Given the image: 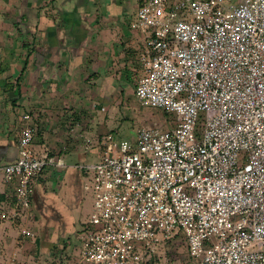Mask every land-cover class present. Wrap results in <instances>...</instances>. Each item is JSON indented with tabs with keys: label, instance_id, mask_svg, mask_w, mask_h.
<instances>
[{
	"label": "built area",
	"instance_id": "built-area-1",
	"mask_svg": "<svg viewBox=\"0 0 264 264\" xmlns=\"http://www.w3.org/2000/svg\"><path fill=\"white\" fill-rule=\"evenodd\" d=\"M130 26L142 41L135 96L176 119L129 139L73 129L97 155L77 165L94 195L77 264H151L175 240L194 264H264V0H142ZM22 120L16 159L0 164L14 185L0 221L34 238L22 221L43 172L65 162Z\"/></svg>",
	"mask_w": 264,
	"mask_h": 264
},
{
	"label": "crops",
	"instance_id": "crops-1",
	"mask_svg": "<svg viewBox=\"0 0 264 264\" xmlns=\"http://www.w3.org/2000/svg\"><path fill=\"white\" fill-rule=\"evenodd\" d=\"M45 1L49 0H0V164L17 157L16 143L24 126L22 116L25 113H30L33 124L40 128L35 146L48 148L54 161L60 158L65 162V166L50 165L41 176L32 204L37 211L45 209L48 198L53 203H70L74 199V190L80 188L84 180V171L77 167L78 164L68 165L65 161L67 158L72 160L74 153L80 161L84 154H88L78 147L75 132L67 129L68 124L65 123L67 115L80 109H70L66 97L69 93H66L65 87L70 85L67 71L71 68L70 64L77 62L79 72L81 69L86 71V68L91 72L87 61L93 60L91 66L94 71L86 73L85 79L96 78L102 65L95 59L98 47L103 48L102 42L99 43L98 37L94 36L86 44L79 45L76 51L74 43L77 34L73 37L70 34L82 31V28L87 30L88 26L100 27L96 23L97 12L87 11V0H52L48 2V7L40 8ZM105 14L108 16L109 12L105 10ZM117 20L111 18L108 24H115L119 22ZM127 32L130 39L127 45L137 52L136 59L140 63L138 57L142 41H137ZM112 40L118 44L117 40ZM116 45L107 43L104 46V54L111 55L106 63L107 70L113 69L112 58L118 57L119 48ZM141 67L144 74L142 64ZM90 116L86 119L87 128L94 130L93 133L110 131L108 119L103 121L97 114ZM50 185L56 186V189L47 190ZM13 186L0 182V203L6 205L13 201Z\"/></svg>",
	"mask_w": 264,
	"mask_h": 264
},
{
	"label": "rangeland",
	"instance_id": "rangeland-1",
	"mask_svg": "<svg viewBox=\"0 0 264 264\" xmlns=\"http://www.w3.org/2000/svg\"><path fill=\"white\" fill-rule=\"evenodd\" d=\"M48 2H43L40 8L48 7ZM141 2L142 0H87V5H85L88 8L87 11L89 12L91 9V11L97 12L96 23L104 30L106 29V32L103 29L99 30L100 27L98 26L95 28L88 26L87 30L82 28V31L70 32V34L72 37L77 34L74 43L77 46L76 51L79 45L86 44L94 36L98 37L97 41L102 42L103 48L98 47V56L95 60L100 62L102 69L96 78L85 79L86 73L92 74L94 71L93 66H91L94 64L93 60L87 61L91 72L87 68L86 71L81 69L79 72L77 62L70 64L71 68H68L67 81L70 82V85L65 86L67 88L66 93H69L66 97L72 111L80 108L71 114L69 113L70 115H67L65 120V123L68 124L67 129L71 132L74 128L81 132H94V130L87 128L86 119L90 114L100 115L103 121L104 118L108 119V128L120 139L132 138L141 126H159L166 129L175 121L174 115H168L160 109L144 106L135 96V87L143 74V70L141 64L137 62V52H133L135 51L133 47L127 45L130 42L127 31L137 41L141 42L139 32L130 26ZM93 4L96 6L93 7ZM105 10L109 12L108 16L105 14ZM106 17L107 19H104ZM111 18L118 19L119 22L116 21L117 23L110 25L108 21ZM111 38L114 39L112 41L117 40L118 44L111 42ZM107 43H112L119 48L118 57L112 58L113 62L111 61L112 70H107L109 67L106 64L111 55L104 54V46ZM85 107H87L86 110ZM90 117L93 118L94 116ZM202 118L203 116L200 117L199 122H202ZM39 129L38 127V132H40ZM12 132L13 129L10 133ZM65 161L68 165L72 163L84 166L91 165L97 161V155L88 152L80 161L77 158V153H74L72 160L67 158ZM46 171L47 169L42 176ZM87 176L88 173L84 170V180L80 188L74 190V199L70 203L64 204L62 201H54L53 203V200L48 198L47 206L40 211L35 210L32 205L30 213L22 222L24 226L35 232L34 238L23 237L20 235L19 226L0 221V264L78 263L81 247L79 232L81 227L89 221L94 209L93 192L90 189H84V184L89 181ZM52 187L50 185L47 190H51ZM55 189L56 186L53 187V190ZM151 264L194 263L191 261L184 241L175 240L161 247L156 259Z\"/></svg>",
	"mask_w": 264,
	"mask_h": 264
}]
</instances>
